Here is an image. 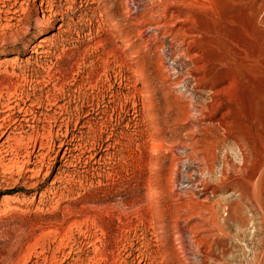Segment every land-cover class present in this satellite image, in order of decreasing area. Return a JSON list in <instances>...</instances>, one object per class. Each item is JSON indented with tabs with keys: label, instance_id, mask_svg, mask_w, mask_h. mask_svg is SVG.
I'll list each match as a JSON object with an SVG mask.
<instances>
[{
	"label": "rangeland",
	"instance_id": "obj_1",
	"mask_svg": "<svg viewBox=\"0 0 264 264\" xmlns=\"http://www.w3.org/2000/svg\"><path fill=\"white\" fill-rule=\"evenodd\" d=\"M25 1L0 0L15 12L0 20V264H264V178L247 190L232 137L167 78L188 58L159 0ZM197 1L185 18L212 22L209 60L243 9Z\"/></svg>",
	"mask_w": 264,
	"mask_h": 264
},
{
	"label": "bare ground",
	"instance_id": "obj_2",
	"mask_svg": "<svg viewBox=\"0 0 264 264\" xmlns=\"http://www.w3.org/2000/svg\"><path fill=\"white\" fill-rule=\"evenodd\" d=\"M18 1L19 0H14L15 3L13 2L14 4L12 5H16ZM26 1L28 3L29 0ZM233 1L238 5L241 4L243 10L238 13H236V10L235 12L230 13L222 18L221 24H224V28H229L228 30L230 34H228L223 38L222 41H220L222 44V51L218 54V56L209 58V60H204V57H202L204 53V46L214 44V48L217 47L216 38L212 34V22H210L211 24L208 23V25H206L205 23L204 25H200L198 24V22H193V20H199V10H203L206 4L204 5L197 0H159L160 5H162L163 7L162 14L164 13L165 15L166 13H170L169 18L176 19V21H174V25L178 29H181V33L184 35V38L182 37V40H177L179 42L178 48L181 51V53H179L189 59L192 55L189 57L188 52H192L195 48V54L192 53L194 54V56L191 57L192 60L190 64L192 63L194 65L192 68L197 72H184L185 70L183 71V68L186 69L187 67L185 68V66L188 63L187 62L185 65V60L188 59H184L179 63L172 64V66L170 64L171 67H169V65L166 66L167 74L169 76L167 78L170 79L169 81L174 85V87H185L186 91L188 92V96H190L191 98H195L194 101L190 100L192 102V104H190L192 106V109L194 110L195 115L199 117L200 121H211L212 119V122H210L212 123V125L216 124L218 127L222 128L223 132L226 135H230L232 137L240 152V154H237V156L239 155L240 165L238 164L239 166H237L241 172H249L247 190L248 188H252L255 191L256 189H258L257 186L260 188L258 184H260L263 181L262 178H264V0ZM25 2H21V4ZM212 3L213 4H211V6H207V10H210L208 14V19L211 18L210 21H212L214 18H217L218 15L216 9V7L218 6L217 2L215 1ZM39 6L40 11H42L43 14H45L46 12L51 14L53 11V4L50 1L40 0ZM137 7V5H134L135 9H137ZM11 9L7 8L6 11H4V9H0V20L2 19V15L6 16L8 15L7 13L12 14L14 11L12 12ZM188 13H190V15L194 17L193 20L189 21L188 18H185L187 15H189ZM259 13L260 16H258ZM51 15L49 16L51 17ZM6 17L5 19H7ZM49 18L48 21H50ZM60 19L63 21V15ZM64 25L65 23H62L61 25H59L58 29L63 28ZM242 28L243 30H241ZM145 29L147 30V27ZM45 32V30H40L38 35H43ZM174 35L172 39L175 37ZM259 35L263 37L261 38ZM185 37H191V39L186 41ZM160 38L158 37V39ZM252 39L253 41H251ZM174 40L176 39L174 38ZM254 41L258 42L255 44ZM46 43L47 40L42 37L39 40L36 49H34V47H29L28 49L34 53L40 54L39 56H42L49 53L48 50H45L47 46ZM254 44L257 46L256 48H254L256 49L255 52L252 53ZM173 49H175V47H173ZM177 59L175 58V60ZM207 62H210V68L208 69V71L203 70L206 67ZM220 66L222 67L221 69L218 68ZM210 81L214 83V86H209L211 85ZM201 82H209V84H206V86L205 84H202L204 85L202 86L199 84ZM200 91H205L206 94L201 93ZM196 123L198 122L196 121ZM9 127L10 126H8L7 128L5 127V130H8ZM2 134L3 131L0 132V135ZM0 145L2 146V143H0ZM222 172L224 173L225 169ZM147 193L149 195H154L155 189L149 187L147 189ZM229 206L236 208L239 206V202L237 200H232L229 203ZM154 212L156 213L157 209H155Z\"/></svg>",
	"mask_w": 264,
	"mask_h": 264
}]
</instances>
